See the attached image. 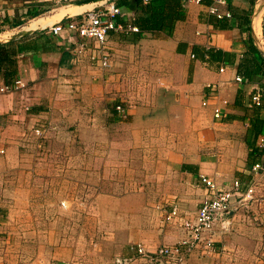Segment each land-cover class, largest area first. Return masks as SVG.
Listing matches in <instances>:
<instances>
[{
  "label": "crops",
  "instance_id": "obj_1",
  "mask_svg": "<svg viewBox=\"0 0 264 264\" xmlns=\"http://www.w3.org/2000/svg\"><path fill=\"white\" fill-rule=\"evenodd\" d=\"M76 1L0 0V85L27 83L0 92V264H113L136 244L154 251L186 235L179 219L164 216L173 205L181 218L195 216L207 193L201 175L223 186L238 179L241 189L258 180L264 189V167L252 169L264 166L255 145L264 127V2L258 28V0H227L221 11L230 15L220 18L203 0L181 3L169 32L110 31L103 67L89 57L93 42L72 65L74 39L48 31ZM111 1L119 23L143 15L136 0ZM32 22L37 29L28 30ZM126 49L145 58L137 67L163 93L160 113L131 103L125 75L137 62ZM256 90L259 105L250 102ZM145 115L165 122L141 125ZM184 258L264 264V225L240 220L215 236L213 251L197 247Z\"/></svg>",
  "mask_w": 264,
  "mask_h": 264
},
{
  "label": "built area",
  "instance_id": "obj_2",
  "mask_svg": "<svg viewBox=\"0 0 264 264\" xmlns=\"http://www.w3.org/2000/svg\"><path fill=\"white\" fill-rule=\"evenodd\" d=\"M52 7L66 4L69 0H50ZM148 0H142L146 3ZM203 0H180L185 5L187 3H199ZM209 12L217 17L229 16V12L221 11V6L227 0H210ZM122 11L114 2H107L82 15L56 23L48 28L53 35L65 34L68 38H73L70 62L76 65L81 62L82 54L87 43L93 42L90 48V59H99L100 65H109L110 56L106 50V40L110 31H138V27L126 23L117 22L116 16ZM223 71V67L219 69ZM236 81H243L240 75L235 76ZM27 83L22 78H16L9 83L0 85V92L12 93L24 91ZM250 102L253 105L261 103V94L258 90L251 95ZM206 104V101L203 102ZM118 111H123L119 104L115 107ZM222 114L221 108H214V116ZM34 133L40 134L39 129H34ZM257 148H264V127L256 138ZM262 163L253 165V171L259 172L263 169ZM200 180L207 190L205 198L200 202L197 212L193 218H181L175 205L165 214L167 221L179 219L186 235L177 243L172 245H160L154 251L147 250L142 244H136L132 249L133 255L115 256L113 264H184L185 255L197 247L207 251H213L215 236L231 231L240 220L252 219L258 224L264 225V189L258 180L252 182L245 189H241L238 179L230 182L229 186L217 183L213 178L205 175L200 176Z\"/></svg>",
  "mask_w": 264,
  "mask_h": 264
},
{
  "label": "rangeland",
  "instance_id": "obj_3",
  "mask_svg": "<svg viewBox=\"0 0 264 264\" xmlns=\"http://www.w3.org/2000/svg\"><path fill=\"white\" fill-rule=\"evenodd\" d=\"M125 52L127 53L126 57L127 59H134L137 62V66H143L146 64L145 58L135 56V52L131 49H126ZM135 66V65H134ZM127 74L125 75V82L127 84V87L125 89L126 93H129L133 96H136V101H131L132 104H136L138 102H143L144 105L149 109V112H155L160 113L162 106L164 105V99H162L163 93L152 84L149 86V73L142 69L137 67V69H130L126 70ZM140 98H142L140 100ZM148 114V113H147ZM157 115V114H156ZM154 115L152 117V120H149V117L147 115L142 116V119L139 120L142 121L141 125H147L153 124V126H157L159 124H163L165 122V118H163L161 115L156 116ZM144 117V118H143ZM123 124V123H122ZM132 124L131 122H124V125ZM152 128V127H151ZM125 136H127L125 134ZM132 136V135H131ZM130 137H125L124 139H130ZM123 139V140H124ZM134 141L137 140L134 138ZM141 139V138H140ZM139 139V140H140ZM62 210H65V208H62ZM61 218L64 217V214L62 212L60 213Z\"/></svg>",
  "mask_w": 264,
  "mask_h": 264
},
{
  "label": "trees",
  "instance_id": "obj_4",
  "mask_svg": "<svg viewBox=\"0 0 264 264\" xmlns=\"http://www.w3.org/2000/svg\"><path fill=\"white\" fill-rule=\"evenodd\" d=\"M136 1L141 5L143 13V15L134 20L135 25L138 27L137 34L139 37L144 31L159 30L169 32L173 27L174 21L183 16L180 0H148L146 3H143L142 0ZM123 3L126 5V2ZM247 44L250 51L255 53L256 50L250 38L247 40ZM262 74L264 76V68ZM257 132L258 130L255 133Z\"/></svg>",
  "mask_w": 264,
  "mask_h": 264
},
{
  "label": "water",
  "instance_id": "obj_5",
  "mask_svg": "<svg viewBox=\"0 0 264 264\" xmlns=\"http://www.w3.org/2000/svg\"><path fill=\"white\" fill-rule=\"evenodd\" d=\"M106 1H108V0H79V1H76V2H71V3H69L66 6V8L69 10V12L64 15V18L63 19L61 18V20L54 22L50 26H52V25H54L56 23H59L61 21L70 19L72 17H76V16H79V15H82L85 12L91 11V10H93V9H95V8L103 5V4H105ZM90 5L92 6V8L84 9L82 12L77 13V14L73 13L74 10H76V9H80V8H83V7H86V6H89L90 7ZM61 9H63V7H61ZM42 18H44V17H42ZM50 26H48V28ZM40 27H42V26H40ZM35 29H37V28H35ZM28 30H34V29H28ZM20 33H22V32H18L16 34H13L12 36H16V35H18Z\"/></svg>",
  "mask_w": 264,
  "mask_h": 264
},
{
  "label": "bare ground",
  "instance_id": "obj_6",
  "mask_svg": "<svg viewBox=\"0 0 264 264\" xmlns=\"http://www.w3.org/2000/svg\"><path fill=\"white\" fill-rule=\"evenodd\" d=\"M262 2H264V1L263 0H258L257 8H256L255 15H254L255 28L256 27L258 28V26L260 24L259 22H260V14H261V9H262ZM37 26H38V24L32 22L31 25H30V29H34Z\"/></svg>",
  "mask_w": 264,
  "mask_h": 264
}]
</instances>
